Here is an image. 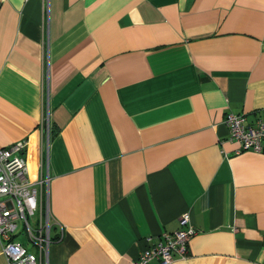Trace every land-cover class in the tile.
Instances as JSON below:
<instances>
[{
  "label": "crops",
  "instance_id": "1",
  "mask_svg": "<svg viewBox=\"0 0 264 264\" xmlns=\"http://www.w3.org/2000/svg\"><path fill=\"white\" fill-rule=\"evenodd\" d=\"M228 112L264 121V0H0V148L50 176L37 264H130L184 213L170 264H264V152Z\"/></svg>",
  "mask_w": 264,
  "mask_h": 264
},
{
  "label": "built area",
  "instance_id": "2",
  "mask_svg": "<svg viewBox=\"0 0 264 264\" xmlns=\"http://www.w3.org/2000/svg\"><path fill=\"white\" fill-rule=\"evenodd\" d=\"M223 123L228 128L229 139L238 143L236 153L264 152V121L256 119L248 123L244 115L228 112ZM39 126L42 150L47 155V114ZM27 143L26 139H19L10 147L0 148V249L7 264H37V254L47 256L53 241L48 203L50 176L46 171L34 180L28 179ZM178 222L180 227L177 230L165 233L157 242L149 244L130 264H150L152 260L157 264H170L175 257H186L193 235L189 214H182ZM21 230L36 247V252L28 251L17 240Z\"/></svg>",
  "mask_w": 264,
  "mask_h": 264
},
{
  "label": "rangeland",
  "instance_id": "3",
  "mask_svg": "<svg viewBox=\"0 0 264 264\" xmlns=\"http://www.w3.org/2000/svg\"><path fill=\"white\" fill-rule=\"evenodd\" d=\"M21 243L24 244L25 248L30 252H36V247L30 243L24 230H21L19 235L16 237Z\"/></svg>",
  "mask_w": 264,
  "mask_h": 264
},
{
  "label": "trees",
  "instance_id": "4",
  "mask_svg": "<svg viewBox=\"0 0 264 264\" xmlns=\"http://www.w3.org/2000/svg\"><path fill=\"white\" fill-rule=\"evenodd\" d=\"M56 239H58V237H55ZM53 240H55V239H53Z\"/></svg>",
  "mask_w": 264,
  "mask_h": 264
}]
</instances>
